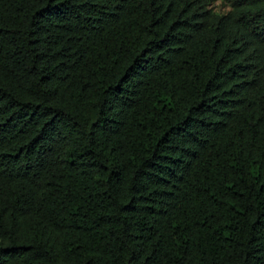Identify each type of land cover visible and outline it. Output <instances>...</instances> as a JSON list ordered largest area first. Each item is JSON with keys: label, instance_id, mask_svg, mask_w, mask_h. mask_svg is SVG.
<instances>
[{"label": "trees", "instance_id": "obj_1", "mask_svg": "<svg viewBox=\"0 0 264 264\" xmlns=\"http://www.w3.org/2000/svg\"><path fill=\"white\" fill-rule=\"evenodd\" d=\"M0 264H264V0H0Z\"/></svg>", "mask_w": 264, "mask_h": 264}, {"label": "rangeland", "instance_id": "obj_2", "mask_svg": "<svg viewBox=\"0 0 264 264\" xmlns=\"http://www.w3.org/2000/svg\"><path fill=\"white\" fill-rule=\"evenodd\" d=\"M215 6H216V8L218 9V10H220V11H225L226 9H227V7H225L222 3H220V2H217L216 4H215Z\"/></svg>", "mask_w": 264, "mask_h": 264}]
</instances>
